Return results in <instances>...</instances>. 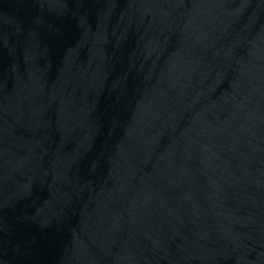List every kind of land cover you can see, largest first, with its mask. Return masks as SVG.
<instances>
[{"label": "water", "instance_id": "obj_1", "mask_svg": "<svg viewBox=\"0 0 264 264\" xmlns=\"http://www.w3.org/2000/svg\"><path fill=\"white\" fill-rule=\"evenodd\" d=\"M0 264H264V0H0Z\"/></svg>", "mask_w": 264, "mask_h": 264}]
</instances>
